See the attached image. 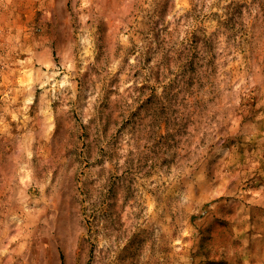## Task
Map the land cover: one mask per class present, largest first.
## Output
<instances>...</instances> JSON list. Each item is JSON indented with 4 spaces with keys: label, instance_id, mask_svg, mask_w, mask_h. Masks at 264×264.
I'll return each mask as SVG.
<instances>
[{
    "label": "rangeland",
    "instance_id": "rangeland-1",
    "mask_svg": "<svg viewBox=\"0 0 264 264\" xmlns=\"http://www.w3.org/2000/svg\"><path fill=\"white\" fill-rule=\"evenodd\" d=\"M0 264H264V0H0Z\"/></svg>",
    "mask_w": 264,
    "mask_h": 264
}]
</instances>
